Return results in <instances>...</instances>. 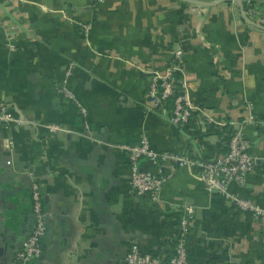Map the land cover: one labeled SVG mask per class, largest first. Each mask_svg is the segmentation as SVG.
Wrapping results in <instances>:
<instances>
[{"label":"crops","instance_id":"crops-1","mask_svg":"<svg viewBox=\"0 0 264 264\" xmlns=\"http://www.w3.org/2000/svg\"><path fill=\"white\" fill-rule=\"evenodd\" d=\"M194 1L0 0V111L23 119L0 122V264H17L34 228V180L47 233L24 264H126L134 244L167 264L186 207L189 264H264V222L208 192L198 166L167 163L158 202L130 183L124 147L144 134L157 151L215 161L228 152V122L253 117L244 133L256 166L229 190L264 207V0ZM79 23H92L87 36ZM177 48L175 85L202 108L184 126L147 94ZM64 82L80 105L58 90Z\"/></svg>","mask_w":264,"mask_h":264},{"label":"built area","instance_id":"built-area-1","mask_svg":"<svg viewBox=\"0 0 264 264\" xmlns=\"http://www.w3.org/2000/svg\"><path fill=\"white\" fill-rule=\"evenodd\" d=\"M79 28L82 34L87 36L92 29V23H79ZM8 46L14 49V44L8 43ZM183 53L182 48L173 49L171 51V65L163 72H153L147 87V94L151 99L152 107L156 110L166 109L169 100L173 99L174 106L168 111L170 120L179 126L187 125L196 110L202 111V108L195 106L191 101L188 89L183 81L180 82V85H175V73ZM58 90L78 103L73 91L66 82L61 83ZM247 107L251 109L252 104H248ZM80 110L84 118V128L92 134V139L95 140L94 132L87 120L88 110L83 106H80ZM203 112L205 111L203 110ZM10 120L23 122V119L13 118L5 108H2L0 122ZM249 123H256V121L253 117H249L240 121L228 122L230 126L228 152L216 162L199 161L167 150L157 151L152 148L146 134L142 136L139 143L132 146H122L128 151L129 155L130 183L132 187L138 194L147 195L153 202H158L162 186L173 176L172 170H166L167 163L177 166H198L199 178L208 192H217L223 194L226 198H232L242 210L251 212L256 218L264 222V207L255 205L250 201L240 200L238 197L233 196L229 190L230 184L233 182L244 184L247 175L256 166V157L251 152V143L244 133L245 125ZM46 126L52 131L64 129L62 125L54 123ZM143 159L151 161L153 169H144L142 166ZM30 192L35 225L24 241L23 248L16 255L17 264H24L31 258L40 256L42 240L47 233V212L44 208L42 192L37 181L34 180L31 183ZM185 211V217L182 218L179 231L175 236L174 253L168 258L167 264H189L186 232L194 209L186 207ZM124 262L126 264H163V259L158 255L142 251L138 245L134 244L128 249Z\"/></svg>","mask_w":264,"mask_h":264},{"label":"trees","instance_id":"trees-1","mask_svg":"<svg viewBox=\"0 0 264 264\" xmlns=\"http://www.w3.org/2000/svg\"><path fill=\"white\" fill-rule=\"evenodd\" d=\"M174 106V103H173V99H170L169 102L167 103V108L169 107L168 110L172 109ZM229 139V138H228ZM30 192V191H29ZM30 197H31V192H30ZM31 207H32V211H33V204H32V198H31Z\"/></svg>","mask_w":264,"mask_h":264},{"label":"water","instance_id":"water-1","mask_svg":"<svg viewBox=\"0 0 264 264\" xmlns=\"http://www.w3.org/2000/svg\"><path fill=\"white\" fill-rule=\"evenodd\" d=\"M240 3H241V5L243 6V2H242V0H238ZM192 2H194V3H201V2H199V1H194V0H192ZM217 161V159L215 160V161H212V162H216Z\"/></svg>","mask_w":264,"mask_h":264}]
</instances>
